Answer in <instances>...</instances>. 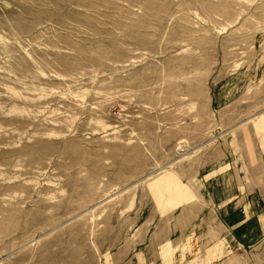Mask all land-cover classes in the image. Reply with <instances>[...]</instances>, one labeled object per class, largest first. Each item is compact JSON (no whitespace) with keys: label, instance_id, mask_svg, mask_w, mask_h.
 <instances>
[{"label":"rangeland","instance_id":"374dc122","mask_svg":"<svg viewBox=\"0 0 264 264\" xmlns=\"http://www.w3.org/2000/svg\"><path fill=\"white\" fill-rule=\"evenodd\" d=\"M259 120L264 0H0V264L170 262L159 242L207 174L256 161ZM234 249L206 263L264 264Z\"/></svg>","mask_w":264,"mask_h":264},{"label":"crops","instance_id":"0c3cea01","mask_svg":"<svg viewBox=\"0 0 264 264\" xmlns=\"http://www.w3.org/2000/svg\"><path fill=\"white\" fill-rule=\"evenodd\" d=\"M261 121L264 122L263 120L258 122ZM257 143L259 150L257 156L255 153L253 156V151L248 152L246 156H250L248 159L254 158L256 160L254 163L249 162V166L243 167V169H239L236 164V168L232 167L231 169L229 167L224 170L219 169L218 172L212 171L203 178L205 183L210 182L208 184L209 188L205 189L206 197H203V200H196L188 214L178 218V220L186 219V231H176L179 237L169 241L162 240L156 247V250L163 251L165 257L172 255L170 262L163 260L162 264H184L185 258H191V249H194L195 253L193 254L204 253L205 261L203 264L207 262L209 253L211 261L214 255H219L221 250L220 261L222 257L225 258L232 254L235 247L239 250L244 249L247 252L264 242V163H262L264 159V136ZM221 174L225 175L224 185L218 188L217 191L211 190L210 187L214 178L217 175L220 177ZM226 175H229V177H226ZM199 182L198 180L194 184L197 186ZM197 207H201L200 210L196 209ZM207 208L211 209L210 211L215 210L217 214L216 216L209 214L203 223H206L208 218L217 220L219 241L218 245L208 249L209 253L205 252V249L207 246H212L209 243L210 236L200 232V228H208L209 224H202L201 227H198L195 223L199 214L204 213ZM173 233L170 235L171 238ZM203 240L206 242L202 243ZM142 257V255L139 256L138 264H148L145 260L142 261ZM231 258L233 256L228 257L229 260ZM143 259L145 258L143 257ZM226 261L224 260L223 263H226ZM209 262L206 264H210ZM133 263L135 262L123 264Z\"/></svg>","mask_w":264,"mask_h":264}]
</instances>
